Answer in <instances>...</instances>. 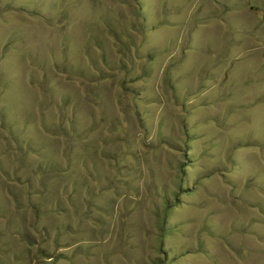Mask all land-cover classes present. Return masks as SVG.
Here are the masks:
<instances>
[{
  "label": "rangeland",
  "instance_id": "374dc122",
  "mask_svg": "<svg viewBox=\"0 0 264 264\" xmlns=\"http://www.w3.org/2000/svg\"><path fill=\"white\" fill-rule=\"evenodd\" d=\"M0 264H264V0H0Z\"/></svg>",
  "mask_w": 264,
  "mask_h": 264
}]
</instances>
